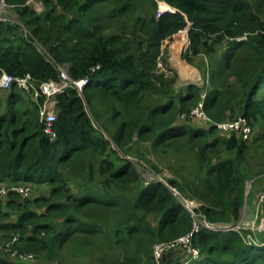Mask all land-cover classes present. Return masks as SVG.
I'll return each mask as SVG.
<instances>
[{
    "label": "trees",
    "instance_id": "trees-1",
    "mask_svg": "<svg viewBox=\"0 0 264 264\" xmlns=\"http://www.w3.org/2000/svg\"><path fill=\"white\" fill-rule=\"evenodd\" d=\"M27 1L6 0L34 38L0 22V76L60 80L65 65L72 79L89 83L82 94L70 87L57 96L54 138L40 114L43 97L9 89L0 113V183L47 193L22 199L12 191L0 201V236L18 233L21 251L56 264H90L94 252L101 264H156L154 244L199 224L192 245L200 257L177 245L161 264H264V231L201 223L240 218L250 140L189 117L203 100L213 121L244 116L259 131L256 142L264 137V0H166L174 11H160L156 0H39L43 12ZM185 28L183 58L203 57L202 85H179L167 61L166 45ZM146 147L191 155L196 177L144 181L128 156L140 154L159 170ZM175 191L200 205L192 212ZM249 233L263 244H248ZM0 264L15 263L0 257Z\"/></svg>",
    "mask_w": 264,
    "mask_h": 264
},
{
    "label": "rangeland",
    "instance_id": "rangeland-1",
    "mask_svg": "<svg viewBox=\"0 0 264 264\" xmlns=\"http://www.w3.org/2000/svg\"><path fill=\"white\" fill-rule=\"evenodd\" d=\"M28 5L33 7L38 12L44 11V5L39 0H31ZM162 10H164L162 8ZM189 45L188 38V28L181 30L171 42H169L166 47V57L169 64L173 70H176L179 74V85H185L188 83H194L202 85L204 83L203 71L200 70L199 65L203 61V57H196L192 64L188 63L183 55ZM5 89H0V111L4 110V101L2 100V95L7 96ZM23 96L28 99L29 95L23 93ZM6 99V97H5ZM90 111V109L88 108ZM182 121V119H180ZM100 127L99 124H97ZM259 131L256 128L254 132V137L249 141L250 150L248 153V163L251 166V178L247 182L246 196H248L245 207L243 208L240 218L230 222L237 228L245 230L247 228L258 232V226L264 219V207L258 208V195L264 192V137L257 139ZM145 146H149L148 144ZM146 156L154 162L159 170H155L147 161L142 159L139 155L135 154L133 156H128L135 161L136 167L140 172L142 179L146 182L153 181L156 179L165 181V178H173L177 176H187L191 179L195 178L197 175L196 166L191 155L184 152L179 153L174 150V148L165 150L152 151L150 147H146L141 150ZM33 185V184H32ZM33 197L38 194H46L47 188L45 186L33 185ZM177 191H175L176 193ZM178 196L181 197L184 204L192 208L194 211L199 205L198 200L191 197H182L180 192H177ZM7 199V196L2 197L0 201ZM16 215H14L13 221H15ZM19 234H12L11 237L7 233H2L0 236V257L6 258L8 261L15 264H56L55 262H47L45 259L36 256H26L21 247L23 244L19 240ZM155 245V244H154ZM91 251H89L90 253ZM72 253V251H70ZM93 261L90 264H101L97 260L99 253L94 252L92 254ZM152 259L154 261V246L152 248ZM148 260V259H147ZM72 264H88L87 262H75Z\"/></svg>",
    "mask_w": 264,
    "mask_h": 264
},
{
    "label": "built area",
    "instance_id": "built-area-1",
    "mask_svg": "<svg viewBox=\"0 0 264 264\" xmlns=\"http://www.w3.org/2000/svg\"><path fill=\"white\" fill-rule=\"evenodd\" d=\"M31 0H28L29 3ZM158 2L160 11H174V9L166 2V0H156ZM15 6L13 4H9L6 0H0V22H9L16 24L22 31L25 32L26 35L32 36L26 25L23 21H21L15 13ZM162 8L164 10H162ZM34 38V37H33ZM247 38L246 35L241 37V39ZM60 70V80H49L41 83H37L31 74H26L24 76H15L7 73H3L0 76V89H10L14 84L21 89L22 91L29 93L33 96V98L38 99L40 96L43 97V102L40 108V114L43 121L46 124V132L50 135L51 138L55 137L54 131V123L57 119L58 112L56 108L57 96L73 87L78 90L80 94L83 93V88L89 83L88 78L82 79H72L70 74L68 73L67 67L65 65L58 66ZM202 97H205V94H202ZM189 117L193 121L198 122H209L213 123L217 126L218 130L225 134L236 133L239 137L244 140H251L254 137V130L252 129L248 119L244 116H239L234 119H227L220 122L213 121L209 115L206 113L204 109L203 100L195 106ZM186 115H182L181 119H186ZM18 193L22 199H29L32 197L34 190L33 185L30 183L25 184H9L7 182L0 183V199L2 197L8 196L10 192ZM177 193V192H176ZM178 194V193H177ZM186 206V205H185ZM187 207V206H186ZM264 207V192H261L258 195V208ZM189 210L194 212L192 208L187 207ZM204 226L212 231H228V230H236L240 231L242 229L237 228L233 224L230 223H212L209 221L201 222ZM199 224H195L193 230L185 235L180 236L179 238L172 240L170 242H158L154 245V256L156 264H161L162 254L177 245L182 246L187 254L192 258H199L201 252L198 248L192 245V237L196 230H198ZM258 232L264 231V219L258 226ZM256 232L252 229H245ZM241 232V231H240ZM245 240L248 244H260L258 238L254 234H248L245 237ZM263 244V243H261ZM26 256L32 257V254H25Z\"/></svg>",
    "mask_w": 264,
    "mask_h": 264
},
{
    "label": "crops",
    "instance_id": "crops-1",
    "mask_svg": "<svg viewBox=\"0 0 264 264\" xmlns=\"http://www.w3.org/2000/svg\"><path fill=\"white\" fill-rule=\"evenodd\" d=\"M6 92H8L7 93V96H8V94H9V92H10V90H5ZM7 96H5V95H2V100L4 101V109H5V106H6V103H7ZM5 97H6V99H5ZM1 98V97H0ZM35 99V98H34ZM1 110V109H0ZM4 111V110H3ZM3 111H0V113H2Z\"/></svg>",
    "mask_w": 264,
    "mask_h": 264
},
{
    "label": "clouds",
    "instance_id": "clouds-1",
    "mask_svg": "<svg viewBox=\"0 0 264 264\" xmlns=\"http://www.w3.org/2000/svg\"><path fill=\"white\" fill-rule=\"evenodd\" d=\"M7 90H9V89H7Z\"/></svg>",
    "mask_w": 264,
    "mask_h": 264
}]
</instances>
